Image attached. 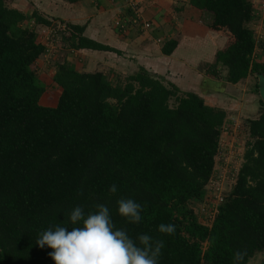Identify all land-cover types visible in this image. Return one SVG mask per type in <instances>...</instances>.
I'll return each instance as SVG.
<instances>
[{
  "label": "trees",
  "instance_id": "16d2710c",
  "mask_svg": "<svg viewBox=\"0 0 264 264\" xmlns=\"http://www.w3.org/2000/svg\"><path fill=\"white\" fill-rule=\"evenodd\" d=\"M191 4L212 14V29L228 37L208 74L219 77L222 65L229 84L263 79L264 43L259 46L249 28L256 19L252 1ZM31 19L53 32L57 27L0 0V264H54L52 250L36 244L38 233L62 222L74 206L90 210L97 202H109L117 227L133 237L159 236V224L174 223L161 264H231L240 248L249 264L263 253V101L261 116L247 122L250 141L233 190L212 226L203 225L189 204L213 178L227 113L143 68L113 85L102 72L80 73L69 65L58 66L54 78L62 89L57 107L43 106L47 89L34 65L48 49L24 26ZM66 27L62 40L71 50L119 53L84 37L85 26ZM175 48L169 42L163 52L170 56ZM111 183L120 186L116 196L107 191ZM120 197L144 205L143 223L127 225L116 214Z\"/></svg>",
  "mask_w": 264,
  "mask_h": 264
},
{
  "label": "crops",
  "instance_id": "0c3cea01",
  "mask_svg": "<svg viewBox=\"0 0 264 264\" xmlns=\"http://www.w3.org/2000/svg\"><path fill=\"white\" fill-rule=\"evenodd\" d=\"M130 1L132 0H40L30 10L25 7L13 8H18L28 17L38 12L41 15L48 14L44 18L50 21L55 18L56 21L85 26L84 37L119 51L74 50L85 58V72L109 70L114 75L125 77L135 75L143 68L153 75L165 78L183 93H195L205 100H217L219 104L215 107L227 113L223 131L225 136L228 135V117L238 114L245 98L243 89L239 87L242 83H227V75H222L220 71L222 65L217 66L220 78L202 70L203 66H216L217 55L228 42L225 34L212 29L213 15L195 8L191 0H135L142 18L137 24L139 26L131 25L126 31L117 29V19L126 11L128 14L131 11L128 6ZM133 15L130 13V17L121 21H130ZM30 22L42 37L50 35L47 26L36 25L33 19ZM145 24H149V27L145 28ZM169 42L176 43V48L172 55L167 56L163 49ZM261 108H257L258 117L250 120L261 116Z\"/></svg>",
  "mask_w": 264,
  "mask_h": 264
},
{
  "label": "rangeland",
  "instance_id": "374dc122",
  "mask_svg": "<svg viewBox=\"0 0 264 264\" xmlns=\"http://www.w3.org/2000/svg\"><path fill=\"white\" fill-rule=\"evenodd\" d=\"M38 1L40 0H5V3L7 7L12 9H15L13 7H18L19 9H24L25 7V9L30 10L36 6L35 2ZM251 1L254 3V7L256 9V19L254 20V25L250 24L249 28L255 32L257 42L260 46L262 43H264V0ZM128 6L131 11H129V14L126 11V13H123L120 19H117V21L115 22V27L117 29L121 28L122 23H124L123 26L126 27L123 29V31L130 29L131 25L134 26V24L132 23L134 18H130V26L128 25L129 21H121L123 19H126L127 16L130 17V13L139 15V21H141L142 19L140 8L136 4L135 0L130 1ZM45 15L48 16V14H44L41 16L44 17ZM51 19L53 24L55 23L57 27L54 32L53 29L51 30L49 28L50 35H44L42 37L36 30L37 34L39 35V39L41 40L42 44L48 49V52L40 57V59L34 65V70L38 78L47 89V92L41 100V105L55 108L57 107L59 99L62 95V89L57 84H55L54 81V78L58 71V66L69 65L75 67V69L80 73L88 72H85V67L87 66H85L86 60L83 55L75 53L74 50L69 49L67 43L62 40L63 37L68 36H65L66 29H68L66 25L71 24V22L66 23L65 21L60 20L56 21L55 18ZM24 26L34 29V26L30 21H27ZM226 45L227 44H225L224 49ZM262 57L263 53L261 52V50H258L255 55V61L260 62ZM210 69L211 68L209 66L202 67V70L207 74ZM89 71L92 70L89 69ZM220 71L222 75L223 73L224 75H227L226 68L222 67ZM102 73L106 75L108 80L113 85H124L127 77L130 76L125 75L124 77V75H114V73L110 72L109 70H105ZM162 79L165 81V84L169 83L165 78ZM241 83L242 84L239 87L244 91L243 95L245 100L241 102L242 109H240L238 114H231L230 118L228 117V135L225 136V132L223 131L220 153L216 161V168L213 178L205 189L203 197L199 200L192 201L189 204L190 208L194 210L198 221L203 225L212 226L214 220L219 214L221 204L224 202V200L226 201V199L232 192L239 171L244 163V155L247 145L250 141L249 134L247 132V122L250 121V119H255L258 117L257 108L261 106V101H263L264 103V78L259 79L256 76H252L249 77L247 81L244 80V82ZM206 102L211 106H218L219 104L217 103V100L213 98H206ZM175 105V100H173L171 102V106L175 107ZM255 106L257 107L256 110L253 109ZM261 109L263 110V107ZM231 110L236 112L233 108ZM249 264H264V252L257 254Z\"/></svg>",
  "mask_w": 264,
  "mask_h": 264
},
{
  "label": "clouds",
  "instance_id": "9594fccd",
  "mask_svg": "<svg viewBox=\"0 0 264 264\" xmlns=\"http://www.w3.org/2000/svg\"><path fill=\"white\" fill-rule=\"evenodd\" d=\"M120 186H108L110 196L118 195ZM145 208L134 198L120 197L115 212L127 225L144 222ZM60 223L38 233L36 244L51 249L48 256L54 264H161L166 242L164 237L176 233L174 223H161L159 236L137 233L134 237L127 227H117L109 202H97L92 209L76 205L62 213ZM247 250H234L231 264H245Z\"/></svg>",
  "mask_w": 264,
  "mask_h": 264
},
{
  "label": "built area",
  "instance_id": "2783aa9c",
  "mask_svg": "<svg viewBox=\"0 0 264 264\" xmlns=\"http://www.w3.org/2000/svg\"><path fill=\"white\" fill-rule=\"evenodd\" d=\"M139 17H140L139 15H137V14L134 13V17H133L134 20H133V22H132V23L134 24V26L138 24ZM139 22H140V21H139ZM125 23H126V22H125ZM130 23H131V21H129L128 25H129ZM123 24H124V23H122V25H121V28H122V29L126 28V27L123 26ZM144 26H145V28H146V27L148 28V27H149V24H145Z\"/></svg>",
  "mask_w": 264,
  "mask_h": 264
}]
</instances>
